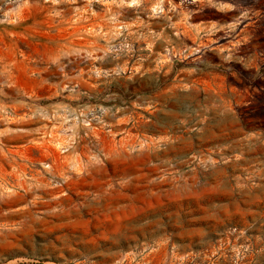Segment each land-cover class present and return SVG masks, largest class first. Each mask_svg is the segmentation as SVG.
I'll list each match as a JSON object with an SVG mask.
<instances>
[{"label": "rangeland", "instance_id": "rangeland-1", "mask_svg": "<svg viewBox=\"0 0 264 264\" xmlns=\"http://www.w3.org/2000/svg\"><path fill=\"white\" fill-rule=\"evenodd\" d=\"M0 264H264V0H0Z\"/></svg>", "mask_w": 264, "mask_h": 264}]
</instances>
